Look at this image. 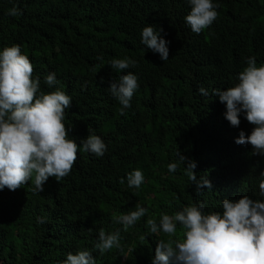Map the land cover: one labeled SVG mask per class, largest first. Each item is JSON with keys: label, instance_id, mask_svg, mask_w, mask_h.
Returning <instances> with one entry per match:
<instances>
[{"label": "trees", "instance_id": "obj_1", "mask_svg": "<svg viewBox=\"0 0 264 264\" xmlns=\"http://www.w3.org/2000/svg\"><path fill=\"white\" fill-rule=\"evenodd\" d=\"M213 3L217 19L196 34L185 21L188 0H0V51L19 45L40 92L70 96L63 123L80 145L70 174L59 182L49 177L43 192H33L32 180L16 191L0 190V264H63L69 253L85 250L96 264H152L158 242L168 237L151 233L147 219L159 223L161 214L201 203L205 214H222L224 199L243 196L264 202V156L235 142L254 125L241 113L233 127L226 104L212 94L239 82L247 58L264 66V0ZM12 7L21 14L8 15ZM146 26L163 29L166 62L142 44ZM125 57L136 67L121 72L110 66ZM129 71L139 87L121 115L108 88ZM50 73L56 75L52 86L45 83ZM89 129L107 146L102 157L83 151ZM177 152L196 163L197 179L206 177L211 189H197ZM171 163L179 164L176 172H169ZM137 169L144 183L129 187L127 176ZM137 204L146 215L124 231L113 217ZM101 228L120 232L121 249L101 254L95 248ZM182 230L177 224L176 238Z\"/></svg>", "mask_w": 264, "mask_h": 264}, {"label": "clouds", "instance_id": "obj_2", "mask_svg": "<svg viewBox=\"0 0 264 264\" xmlns=\"http://www.w3.org/2000/svg\"><path fill=\"white\" fill-rule=\"evenodd\" d=\"M188 3L191 11L185 21L192 32L200 34L217 19V5L213 0H188ZM7 14L15 17L21 12L18 7H12ZM162 31L160 28L157 32L154 26L144 27L141 42L166 62L169 48L168 41L161 38ZM136 63L125 57L113 59L110 66L122 72L136 67ZM246 63L248 66L239 74L235 86L227 90L214 89L212 94L226 104L225 118L233 127H239L241 113L254 125L250 135L242 131L235 142L250 144L254 155L264 156V66L258 67L254 56L247 58ZM33 71L30 59L21 53L19 45L0 51V190L16 191L32 180L33 192L41 193L49 177L59 182L70 174L80 150V145L68 138L63 123L65 109L71 105L70 96L60 90L48 94L40 92V80L32 78ZM45 83L54 85L55 73L46 75ZM138 87V77L131 71L111 83L108 90L122 106L121 115L124 109L131 107L130 101ZM199 91L203 96L208 95L204 88ZM88 131V137L81 140L83 151L102 157L106 144L92 129ZM176 155L179 163L186 165L184 174L198 190L205 186L212 188L206 177L197 179L194 161L180 152ZM178 166V163L169 164V172H176ZM260 176L259 194L264 197V172ZM127 183L129 187L139 188L144 183L142 171L137 169L128 174ZM204 207L201 203L186 206L173 215L161 214L159 223L156 219H147L151 233L162 232L168 237L158 242L152 264H264V202L253 201L248 196L238 201L224 199L222 214H205ZM146 212V208L137 204L135 210L113 219L127 231ZM38 222L44 220L38 218ZM177 224L183 229L180 238H176ZM113 247L121 249L120 232L106 233L101 228L95 248L103 254ZM63 264H96V260L85 250L69 253Z\"/></svg>", "mask_w": 264, "mask_h": 264}]
</instances>
